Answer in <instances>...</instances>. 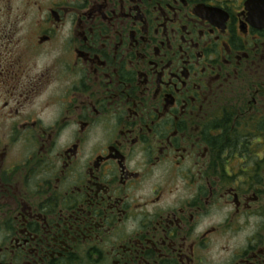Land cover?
Returning a JSON list of instances; mask_svg holds the SVG:
<instances>
[{
    "label": "flooded vegetation",
    "instance_id": "obj_1",
    "mask_svg": "<svg viewBox=\"0 0 264 264\" xmlns=\"http://www.w3.org/2000/svg\"><path fill=\"white\" fill-rule=\"evenodd\" d=\"M0 264H264V0H0Z\"/></svg>",
    "mask_w": 264,
    "mask_h": 264
}]
</instances>
